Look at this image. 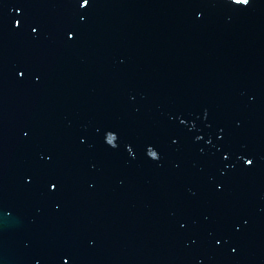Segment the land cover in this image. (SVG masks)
Masks as SVG:
<instances>
[{
  "label": "water",
  "instance_id": "water-1",
  "mask_svg": "<svg viewBox=\"0 0 264 264\" xmlns=\"http://www.w3.org/2000/svg\"><path fill=\"white\" fill-rule=\"evenodd\" d=\"M0 264H264V0H0Z\"/></svg>",
  "mask_w": 264,
  "mask_h": 264
}]
</instances>
